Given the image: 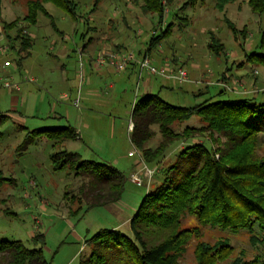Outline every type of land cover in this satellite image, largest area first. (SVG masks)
I'll return each mask as SVG.
<instances>
[{
  "label": "rangeland",
  "instance_id": "374dc122",
  "mask_svg": "<svg viewBox=\"0 0 264 264\" xmlns=\"http://www.w3.org/2000/svg\"><path fill=\"white\" fill-rule=\"evenodd\" d=\"M73 2L76 4L73 11L75 20L69 10L46 3L44 6L54 25L42 13L37 14L35 24L18 22V26L23 27L22 33L29 34L32 39L30 55L21 60L20 66L15 63L16 51L9 46L1 21L21 19L25 12V0H2L0 6V47H6L0 52V65L7 60L11 63L6 67L7 71L14 70L19 77L27 75L35 79L34 83H23L27 88L24 91L22 88L17 94L15 104L8 100L0 102V113L9 114L0 118V169L6 178L0 188V238L20 240L26 247L32 248L37 247L31 240L32 235L42 233V252L49 264H79L80 259L90 254L91 244L87 239L101 228L123 222L118 230L131 236L125 218L133 215L149 185L161 178V172H157L158 167L154 165H147L153 169L151 177L144 176V164H138L139 158L127 129L132 106L142 95L141 80L145 72L139 74L138 68L137 72H131L127 68L130 64L119 71L109 64L97 67L94 59L99 52L131 51L140 57L151 33L166 29V25L170 24L166 37L151 52L155 51L158 60L153 64L159 68L167 61L171 67L180 66L186 70L189 80L177 83L155 75L156 86L165 82L172 87L159 92L157 87L153 93L171 104L187 106L204 99L230 101L255 97V102H264V68L245 61L246 54L260 51L258 46L264 29V12H252L245 0L228 4L224 12L212 7L213 0H197L194 6L182 11L178 9L181 2L178 0L167 7L161 22H157L155 15L141 14L132 0H99L95 7L94 0ZM226 20L238 29L244 27V33L238 32L234 39ZM87 27L89 31L93 29L89 34ZM208 31L221 39L224 55L216 57L208 50ZM15 32L16 28L8 31L11 37ZM89 37L101 41L107 37L110 41H99L94 47H85ZM116 40L121 41L123 47L111 44ZM82 46L84 49L80 51ZM222 71L228 75L229 89L218 85L222 82L219 80ZM19 77L13 79L18 80ZM185 89L188 93L183 92ZM222 89L225 92L219 94ZM80 90L98 95L92 96L98 104L92 113L94 117L91 118L90 130L94 127L100 143L85 147L82 142L71 140L66 141L63 147L78 152L82 158L110 163L124 174L125 182L115 205L88 210L83 206L76 216H69V207L77 206L75 201L70 200L71 195L76 193L83 179L73 176L69 169H52L50 143L44 137H34L29 142H25V138L28 140L27 135L33 129L74 125L75 118L86 115L79 98V107L74 105ZM190 90L195 93L205 91L207 94L193 96ZM185 124L198 125L199 122L193 116L181 126ZM195 138V141H202L201 137ZM156 141L154 138L150 145H155ZM186 143L176 144L167 156ZM256 151L264 156V134H259ZM132 171L141 178L140 185L133 181ZM193 224L196 221L192 219L183 222L187 226ZM253 234L260 238L264 230L253 225ZM250 236L247 231L233 234L208 229L202 239L213 243L216 238L223 237L232 246L229 256L215 264H229L231 258L241 252L245 258L257 254L258 264H264V243L253 245ZM195 242V238L190 240L179 264H195L192 253Z\"/></svg>",
  "mask_w": 264,
  "mask_h": 264
},
{
  "label": "trees",
  "instance_id": "16d2710c",
  "mask_svg": "<svg viewBox=\"0 0 264 264\" xmlns=\"http://www.w3.org/2000/svg\"><path fill=\"white\" fill-rule=\"evenodd\" d=\"M175 1L178 0H132L141 14L155 15L157 22L164 19L167 7ZM234 1L213 0L212 7L224 12ZM98 2L94 0V7ZM179 2L178 9L184 11L197 0ZM46 3L67 9L74 16L76 4L73 0H25L21 19L1 21L9 46L16 51L18 66L30 55L32 47L31 36L22 33L23 27L18 26V22L35 24L37 14L42 13L54 25L44 6ZM247 4L254 13L264 12V0H247ZM226 22L234 39L238 32L244 33V27L238 29L229 20ZM170 27L167 24L166 29L151 33L142 55L155 49ZM13 28L16 32L11 37L8 31ZM208 34V50L216 57L224 55L221 39L212 31ZM258 47L260 51L249 52L245 61L264 68V29ZM225 75L223 71L219 78L224 83L228 82V75ZM224 92L222 89L219 94ZM254 98L204 99L187 106L171 104L157 93L141 95L132 106L129 138L142 162L158 167L161 178L149 185L130 218L131 236L116 228L95 231L87 239L91 244L90 254L80 259L79 264H179L192 238L196 239L192 246L195 264H215L229 256L232 246L223 237L216 238L213 243L203 240L208 229L233 234L247 231L253 245L264 243V235L259 238L253 234V225L264 230V156L256 151L259 134H264V102H255ZM5 116L0 113V118ZM193 116L198 125L181 126ZM77 135L73 126L64 125L33 129L27 135L28 140L25 138V142H29L34 137H44L50 143L52 169H69L73 176L83 179L76 193L71 195L70 200L77 206L69 207V216H76L83 206L88 210L117 203L125 182L124 174L115 166L82 158L78 152L63 147ZM195 137H201L202 141H195ZM154 138L155 145H150ZM185 142L188 143L167 156L176 144ZM5 181L0 169V188ZM185 219H192L196 224L183 225ZM31 240L37 247L28 248L20 240L0 238V264H49L42 252L43 234H34ZM258 262L257 254L245 258L241 252L233 256L229 264Z\"/></svg>",
  "mask_w": 264,
  "mask_h": 264
},
{
  "label": "crops",
  "instance_id": "0c3cea01",
  "mask_svg": "<svg viewBox=\"0 0 264 264\" xmlns=\"http://www.w3.org/2000/svg\"><path fill=\"white\" fill-rule=\"evenodd\" d=\"M235 1H237V0H235ZM234 1V2H235ZM241 1H244V0H241ZM246 1V3H247V0H245ZM240 4L241 3H239L238 5H237V9L239 10L240 9ZM54 5V4H53ZM248 5V4H247ZM73 20H75V17L73 18ZM109 21H111V20H109ZM126 28H127V26H125ZM90 29H88V27H87V31H89ZM93 31V29H91V31H89L88 32V34L90 33V32H92ZM123 34V33H122ZM122 35L120 34V36H119V40H121L120 39V37H121ZM114 38H116L115 37V35L113 36ZM89 40L91 41L90 43H88L89 42ZM89 40H88V42L86 43V45H85V47L87 46H95V44H96V42H99V41H101L99 38H92V37H89ZM103 42H106V43H108L109 41H110V39H108L107 40V37H105V38H103V40H102ZM101 41V42H102ZM111 44H114V45H117V46H122L123 47V43H121V41H117L116 40V42H112ZM83 48H80V51H83V49H84V46H82ZM152 52V51H151ZM149 53L150 54V58L152 59V62L155 64V61H158L157 60V58L155 57V51H154V53ZM149 54H147L148 56H149ZM90 63V62H89ZM20 66V65H19ZM6 67H8V66H5L4 64L3 65H0V71H2L1 73H0V75L1 76H12L13 78L14 77H16V78H18L19 76L14 72V70H12V71H7L6 70ZM128 69H130V71L131 72H137V66H136V64L135 63H133V64H130L128 67H127ZM223 73V71L220 73V74H222ZM20 78V77H19ZM91 84H92V82H91ZM141 84H142V95L143 94H148V93H153V92H155V88H157L158 89V92L161 90V89H170L172 86H169L167 83H165V82H162L161 84H159V86H156L155 85V77H153V76H150V75H148L147 73H145V76H144V78H142V80H141ZM174 85V84H173ZM109 87L111 86V84H109L108 85ZM22 88H23V91L24 90H26V84H23V85H21L20 86V88L18 89V90H0V102H5L6 100H8V101H10L11 102V104H15L16 103V101H17V99H18V96H17V94L18 93H20L21 92V90H22ZM206 89V88H205ZM184 93H188V91H186V89L183 91ZM86 93H90V91H86ZM86 93H83V91L82 90H80V92L78 91L77 92V99L79 98V100L80 101H82L83 103H82V109H83V111L84 112H86V115H80L77 119L75 118V123H74V125H71V126H73L74 128H75V130H76V132H77V138L75 139L76 141H80V142H82L84 145H85V147H90V146H92V147H94L95 145H96V143L97 144H99L100 142L98 141V138L96 137V134H95V132H94V127L92 128V130H90L91 129V122H92V119L91 118H93L94 116H92L93 114L92 113H94L95 111H96V109H94L95 108V105H97L98 104V102L95 100V99H93L92 98V96H94V97H97L98 95H96L95 93H94V95H90V94H86ZM189 93L191 94V95H193V96H195V95H200V94H207V92H205V91H203V92H193L192 90H190L189 91ZM64 95H65V93H64ZM75 98V99H76ZM1 106V105H0ZM78 107H79V105H78ZM1 112V111H0ZM6 115H9V114H7V113H5ZM67 114L68 113H66V116H67ZM90 117V118H89ZM91 120V121H90ZM131 121H129V123L127 124V129H128V134H129V136H130V131H131ZM132 145V144H131ZM133 146V145H132ZM100 148H103V146H101ZM134 148V147H133ZM134 151L137 153V155H138V158H139V162H138V164H140V162H142V160H141V158H140V156H139V154H138V152L136 151V149L134 148ZM101 160H103V159H101ZM106 162V161H105ZM106 163H108V162H106ZM143 163V162H142ZM110 164V163H109ZM144 164V163H143ZM133 173H131V174H134L135 173V171H132ZM113 205H115V203L114 204H109V205H106V207H108V206H113ZM102 207V206H101ZM132 217V215L130 216V217H127V218H125V221H128V222H126V225H128L129 226V220H130V218ZM122 224H124L123 222H119L117 225H113L112 227H109V228H116V229H118V228H120V226L122 225ZM105 228H107V227H105Z\"/></svg>",
  "mask_w": 264,
  "mask_h": 264
},
{
  "label": "built area",
  "instance_id": "2783aa9c",
  "mask_svg": "<svg viewBox=\"0 0 264 264\" xmlns=\"http://www.w3.org/2000/svg\"><path fill=\"white\" fill-rule=\"evenodd\" d=\"M5 49L6 47H0V52H3ZM94 63L97 67L109 64L112 65L118 71L125 69L131 63H135L139 70V74L145 72L150 76L158 75L166 79L175 80L177 83H183L189 80L186 70L182 67H171L167 61H164L161 66L157 68L155 67L152 62V59L148 55H141L140 57H136L131 51H101L96 55ZM4 65L10 66L11 63L5 60ZM0 81V88L5 90H18L21 84L27 82L34 83L35 79L27 75H21L18 80L13 79L12 76H0ZM218 85L222 86L224 89H229L227 82H220L218 83ZM253 91H258V89ZM74 105L78 106L77 98L74 101ZM143 167L144 169L142 171L144 176L150 178L153 173V169H149L145 164L143 165ZM131 177L136 184H141V178L136 173L131 174Z\"/></svg>",
  "mask_w": 264,
  "mask_h": 264
}]
</instances>
